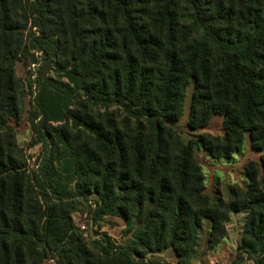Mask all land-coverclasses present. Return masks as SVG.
Listing matches in <instances>:
<instances>
[{"label":"trees","instance_id":"trees-1","mask_svg":"<svg viewBox=\"0 0 264 264\" xmlns=\"http://www.w3.org/2000/svg\"><path fill=\"white\" fill-rule=\"evenodd\" d=\"M29 23L37 33L25 42ZM46 44L93 105L114 102L128 115L80 105L70 117L86 130L55 140L38 95L30 120L42 149L31 175L9 125L24 84L14 65L29 50L46 62ZM191 83V125L225 116L224 136L202 137L211 156L230 157L246 134L253 150L264 149V0H0V264H172L148 257L165 248L176 264H195L204 220L211 249L231 212L246 213L231 264H264V154L245 166L246 186L230 201L205 193L196 146L174 127ZM63 141L76 162L75 194L57 177L53 151ZM89 196L94 220L115 215L136 227L130 244L75 225Z\"/></svg>","mask_w":264,"mask_h":264},{"label":"rangeland","instance_id":"rangeland-1","mask_svg":"<svg viewBox=\"0 0 264 264\" xmlns=\"http://www.w3.org/2000/svg\"><path fill=\"white\" fill-rule=\"evenodd\" d=\"M31 33H37V28L31 27L29 23L24 29L25 42L28 41ZM53 39L56 40V36ZM46 48L50 54L46 62L41 52L29 50V52H21V58L14 65L17 77L24 84L20 88L21 92L19 91L20 117L18 120L10 118L9 125L15 133L18 146L23 149L26 159V169L31 175L38 169L42 149V143L38 141V135L34 131L30 120V111L32 109L31 101L38 95L43 104V109L41 108L40 110L42 113L41 117L51 132L50 135L55 140H58L64 130L70 131L71 133H75V129L78 127L82 132L86 130L83 125L79 126L75 118L70 117L73 111L81 108L80 105H88L93 111H100L101 113L109 111L115 114L119 120H122L128 115L119 104L114 102L108 105H105L103 102H100L98 105H93L90 94L83 87L82 81L72 80L69 76L71 68L67 70L64 65H61L62 63L59 61V57H56V45L46 44ZM29 53L35 55L38 63L33 62V58ZM29 73L31 75L30 78ZM38 79L41 81L39 82ZM193 91L194 85L191 83L186 91L182 115L174 127L181 135L182 140L185 142L191 141L196 146V156L204 176V192L213 200L222 199L228 202L233 198L235 188H244L246 186L245 166L251 160L260 161V157L264 154V149L262 151L253 150L249 135L246 134L241 149L231 154L230 157L211 156L202 147V137L224 136L225 116L213 114L206 125L198 127L191 125L190 117ZM41 117L36 121H39ZM53 142L51 143L55 147ZM58 150L53 151L56 161L55 167L58 173L57 177L61 178L59 179L60 183L62 181L75 194V159L68 152L65 141L60 144ZM80 199L83 202L77 205V210L73 212V219L75 225L85 231L87 237L99 236L106 233L117 244H130L133 240L135 226H132V229L129 228L132 230V232H129L130 230H128L124 219L115 215H101L97 220H94L91 211L96 208L95 196H91L87 200H83L84 198ZM245 216V212H231L229 214V221L226 223V236L211 249L207 247L206 243L211 223L205 219L203 222L204 233L195 264H231L236 255L237 246L242 239ZM148 257L172 264H176L177 262V256L173 248H165L157 252L148 253ZM42 264L64 263L57 257H49ZM246 264L254 263L250 260Z\"/></svg>","mask_w":264,"mask_h":264}]
</instances>
